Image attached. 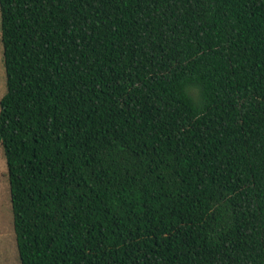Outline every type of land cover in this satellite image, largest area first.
Instances as JSON below:
<instances>
[{
    "label": "trees",
    "instance_id": "trees-1",
    "mask_svg": "<svg viewBox=\"0 0 264 264\" xmlns=\"http://www.w3.org/2000/svg\"><path fill=\"white\" fill-rule=\"evenodd\" d=\"M19 264H264V0H0Z\"/></svg>",
    "mask_w": 264,
    "mask_h": 264
},
{
    "label": "rangeland",
    "instance_id": "rangeland-1",
    "mask_svg": "<svg viewBox=\"0 0 264 264\" xmlns=\"http://www.w3.org/2000/svg\"><path fill=\"white\" fill-rule=\"evenodd\" d=\"M5 75L0 42V98L5 93ZM0 264H19L12 228V214L9 198L7 168L4 152L0 146Z\"/></svg>",
    "mask_w": 264,
    "mask_h": 264
}]
</instances>
